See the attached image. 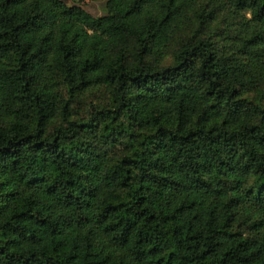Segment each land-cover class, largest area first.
<instances>
[{"label":"trees","instance_id":"1","mask_svg":"<svg viewBox=\"0 0 264 264\" xmlns=\"http://www.w3.org/2000/svg\"><path fill=\"white\" fill-rule=\"evenodd\" d=\"M105 7L0 0V264H264V0Z\"/></svg>","mask_w":264,"mask_h":264},{"label":"rangeland","instance_id":"2","mask_svg":"<svg viewBox=\"0 0 264 264\" xmlns=\"http://www.w3.org/2000/svg\"><path fill=\"white\" fill-rule=\"evenodd\" d=\"M67 4H78L82 8H84L86 11L91 13L92 15H101L105 13L106 7H105V0H82V1H73V0H64ZM226 15V18L224 20L223 17ZM230 15L225 7L222 8L221 12L218 14V16H214V20L209 22V27H203L201 29V34H204L205 32H213V36L215 40H217V43L220 46H223L228 41V37L224 35L223 32V25L225 23V20L229 19ZM193 25V24H192ZM208 27V28H207ZM188 29H186V32L177 34L175 39L173 40L172 44L174 45L177 39L181 37H187L188 36ZM166 56L165 58L167 59ZM106 97V90L104 87H96L94 89H91L90 91H87L83 96H81L78 99H74L71 101V111H73V115H75L78 118H86L91 114L92 108L94 107L95 102H101Z\"/></svg>","mask_w":264,"mask_h":264}]
</instances>
